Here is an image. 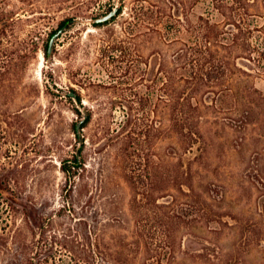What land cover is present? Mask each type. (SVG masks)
I'll list each match as a JSON object with an SVG mask.
<instances>
[{
    "label": "rangeland",
    "instance_id": "374dc122",
    "mask_svg": "<svg viewBox=\"0 0 264 264\" xmlns=\"http://www.w3.org/2000/svg\"><path fill=\"white\" fill-rule=\"evenodd\" d=\"M165 1L0 0V187L11 180L20 195L13 202L18 223L23 210L34 213L27 196L49 213L62 202L66 176L60 160L76 151L75 125L90 115L81 135L94 194L119 214L121 231L131 233L133 192L119 162L120 143L132 139L133 155L124 166L137 174L145 172L144 157L160 163L175 144L161 72L169 50L158 10ZM259 4L264 13V0ZM116 5L123 10L114 20L95 22ZM137 5L158 8L157 19L140 20ZM211 9V0H204L191 11L196 17ZM68 18L69 27L46 58L50 34ZM258 20L264 23V14ZM250 83L264 92L263 75L255 72ZM244 97L251 99L248 91ZM202 114L205 142L185 155L199 193L169 190L159 198L169 203L166 210L190 215L172 225L170 243L157 238L148 263L161 258L168 264H264V108ZM214 140V146L208 143ZM209 187L211 196L204 193ZM198 200L216 213L212 229L198 215ZM11 245L0 233V264H13ZM133 250L130 262L138 264L143 255Z\"/></svg>",
    "mask_w": 264,
    "mask_h": 264
},
{
    "label": "trees",
    "instance_id": "16d2710c",
    "mask_svg": "<svg viewBox=\"0 0 264 264\" xmlns=\"http://www.w3.org/2000/svg\"><path fill=\"white\" fill-rule=\"evenodd\" d=\"M201 1L204 0H193V3L191 0H169L161 9L157 8L162 15V38L169 49L161 72L169 113L168 130L175 144L160 163L144 157L148 160L145 172L137 174L136 170L124 166L133 155L130 152L132 139L129 141L128 136L120 143L119 162L133 192L130 213L134 228L131 233L121 231L119 214L111 212V207L100 203L98 194H94L91 183L94 177L84 153L85 140L81 139L76 124L78 146L76 151L60 160L66 186L61 196L63 200L53 212L40 208L43 204H39L36 197L27 196L34 213L30 215L23 210L18 223L19 209L13 202L20 195L12 187L11 180L1 184L0 220L6 224L4 231L0 227V233L12 241L13 264H131L129 257L135 247L143 255L138 264H168L161 258L148 263L155 257L152 246L157 238L170 243L172 225L182 224L183 217L190 213L182 215L166 210L169 203L160 202L159 198L166 196L169 190H178L190 197L199 193L192 166L187 165L185 155L194 153L196 146L205 142L202 113L224 111L243 115L258 113L264 108V92L250 83L255 72L264 76V23L258 20L264 13H261L259 0H211L212 11L195 17L191 10ZM155 9L144 5L135 7L140 20L157 19ZM122 10L121 6L111 20L97 24L110 23ZM71 20H63L60 27L66 29ZM55 32L50 34L43 49L46 58L52 55L49 42ZM247 91L251 97L248 102L244 97ZM90 119V115L85 118L82 128ZM208 143L214 146L215 140ZM78 182L82 188L79 191ZM243 186L240 182L239 188ZM86 192L88 195L84 198ZM204 193L211 196L212 188H205ZM197 205L202 212V216L198 213L199 217L212 229L210 222L217 219L211 214L216 213L203 207L199 200Z\"/></svg>",
    "mask_w": 264,
    "mask_h": 264
},
{
    "label": "water",
    "instance_id": "95a60500",
    "mask_svg": "<svg viewBox=\"0 0 264 264\" xmlns=\"http://www.w3.org/2000/svg\"><path fill=\"white\" fill-rule=\"evenodd\" d=\"M121 8V5H116L115 7H113L108 13H106L105 15L98 17L97 19H95L96 23H100V22H106L108 20H111L114 16H116L119 12ZM65 30V27H60L59 29L56 30V32L53 34V36L50 39L49 42V51L52 52L54 45H55V41L56 39L61 35V33ZM85 119L79 121L77 123V131L80 134L81 139L83 138L81 135V129H82V124L84 122Z\"/></svg>",
    "mask_w": 264,
    "mask_h": 264
}]
</instances>
